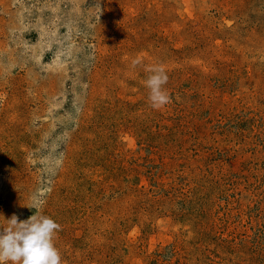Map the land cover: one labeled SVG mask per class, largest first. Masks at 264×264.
I'll return each mask as SVG.
<instances>
[{
    "label": "rangeland",
    "instance_id": "374dc122",
    "mask_svg": "<svg viewBox=\"0 0 264 264\" xmlns=\"http://www.w3.org/2000/svg\"><path fill=\"white\" fill-rule=\"evenodd\" d=\"M37 200L63 264H264V0H0V214Z\"/></svg>",
    "mask_w": 264,
    "mask_h": 264
},
{
    "label": "clouds",
    "instance_id": "9594fccd",
    "mask_svg": "<svg viewBox=\"0 0 264 264\" xmlns=\"http://www.w3.org/2000/svg\"><path fill=\"white\" fill-rule=\"evenodd\" d=\"M139 63L138 58L133 59L132 66ZM149 72L145 80L148 100L151 107L160 109L171 102L164 87L168 75L162 65L153 66ZM26 207L35 211L25 220H20L15 213L7 219L0 214L7 225L0 226V264H63L55 243L61 225L43 213V201L37 200Z\"/></svg>",
    "mask_w": 264,
    "mask_h": 264
}]
</instances>
